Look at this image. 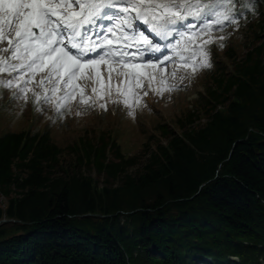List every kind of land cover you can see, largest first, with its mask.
<instances>
[{
  "label": "trees",
  "instance_id": "1",
  "mask_svg": "<svg viewBox=\"0 0 264 264\" xmlns=\"http://www.w3.org/2000/svg\"><path fill=\"white\" fill-rule=\"evenodd\" d=\"M234 4L248 5L236 18L252 48L231 74L211 72L180 133L157 125L166 145L148 146L135 176L137 156L104 132L65 149L47 130L0 134V264H264V0ZM65 151L103 174L102 192L69 175Z\"/></svg>",
  "mask_w": 264,
  "mask_h": 264
},
{
  "label": "snow or ice",
  "instance_id": "2",
  "mask_svg": "<svg viewBox=\"0 0 264 264\" xmlns=\"http://www.w3.org/2000/svg\"><path fill=\"white\" fill-rule=\"evenodd\" d=\"M234 7V0H0V76L10 77L0 78V88L15 89L13 96L19 94L18 98L27 101L30 78L37 72L46 73L38 85L44 95L33 92L34 102L39 103L41 99L44 103L52 102L59 112L77 91L80 102L84 103V92L75 81L90 78L98 85L92 89L98 97L105 94L111 97L115 89L116 95L124 99L114 102L131 107L129 98L139 99L134 89L140 88L145 79L151 84L156 74L163 72L161 66L169 60L178 59L180 67L190 68L193 75L201 68L211 67L208 50L196 45L186 54L189 49L180 47L181 40L187 38L186 43L191 42L193 35L199 36L206 30L223 28L226 23L238 24ZM205 17L212 18L211 22L203 19L201 25L186 23L189 19ZM101 20L113 23L98 25ZM133 21L141 22L160 40L178 35L180 40L175 44L163 46L174 55H163L143 64L131 62L142 60L145 53L162 52V46L143 32L129 35L127 30L134 27ZM178 25L186 31L179 30ZM97 26L104 36L93 39L89 31ZM197 28L199 31H195ZM109 34L120 44L114 45L113 40L107 38ZM217 39L222 41L225 37ZM133 41L137 42L135 52L131 50ZM211 42L210 39L204 41L205 44ZM92 53L96 55L91 56ZM189 61L193 62L189 64ZM101 66L107 69V80L103 78ZM114 72L122 77L115 85L112 84ZM171 77L181 81L185 78L177 77L175 70ZM176 87L178 85L173 84L167 90ZM99 107L104 109L105 105L99 104Z\"/></svg>",
  "mask_w": 264,
  "mask_h": 264
},
{
  "label": "rangeland",
  "instance_id": "3",
  "mask_svg": "<svg viewBox=\"0 0 264 264\" xmlns=\"http://www.w3.org/2000/svg\"><path fill=\"white\" fill-rule=\"evenodd\" d=\"M237 5L239 6V4ZM237 5L233 9L235 16L245 11L244 7L241 5L238 7ZM203 19H208L211 22L212 18L205 17L202 20L189 19L186 23L201 25ZM133 25L132 29L127 30L129 35L143 32L152 41L154 38V41L162 43V52L145 53L142 60L137 59L131 62L143 64L147 60L155 61L160 59L163 55H174L163 46L175 44L177 40H180L178 35L173 36L174 38L171 41L160 40L141 22L133 21ZM178 29L186 31L182 26H178ZM195 31H199V28ZM251 32L250 29L246 30L239 24L226 23L223 28L216 27L200 33L199 36L193 35L191 42L186 43L187 38L181 40L180 47L186 46L189 49V53L186 54H190L191 49L196 45H201L208 50L210 52L211 67L201 68L193 75L190 68L185 70L180 67L181 62L178 59L169 60L161 66L163 67V72L157 73L156 79L151 81V84L145 79L140 88L134 89L139 99L137 101L135 97H130L129 103L131 107H126L122 102H114L123 101L124 99V97L116 95L115 89H113L111 97H108L107 94L98 97L92 92V89L98 87V85L90 78H80L75 83L84 92V103L80 102V92L77 91L73 97L67 100L61 111L57 112L52 102L44 103L42 99L39 103L34 102L35 96L33 92L39 93L41 97L44 95L38 85L39 81L46 75V73L37 72L35 76L30 78L31 82L27 85L31 89L27 93V101L18 98L19 94L14 97L13 92L15 89L0 88V134L20 132L31 128L38 131L47 130L51 140L60 148L65 149L67 146L76 143L80 137L96 138L104 132L115 139L121 151L127 156H137L138 163L129 167L126 171L127 175L135 176L138 172H142V168L147 162V147L149 146V150L155 149L158 141L164 146L166 145L164 137L160 136V133L156 130L157 125L160 123L166 124L174 133H180L178 120H181L187 111L197 108L199 106V98L205 95V91L208 88L214 87V80L210 77L211 72L223 69L225 73L231 74L236 62L241 60L243 55L252 48L248 49L250 44H252ZM89 35L93 39L104 36V34H96L94 36L93 32L89 33ZM220 36H224L225 39L222 41L217 39ZM107 38L112 39L114 45L120 44V41L116 40L112 35ZM206 39H210L212 42L205 44L204 41ZM260 42H264V29L260 33ZM136 43V41H133L132 49H135ZM220 44H223V47H220ZM229 47H233L236 50V59H231L227 56V53L229 54L227 48ZM132 51L135 52V50ZM141 51H143L142 48ZM95 55V53L91 54V56ZM192 62L189 61V64ZM174 70L177 71V77L184 76L185 78L182 81L178 78L173 79L171 73ZM101 72L103 78L107 80V69L101 66ZM0 78L9 79L10 77L7 74H3ZM119 79H122V77L117 72H114L112 74V84L115 85ZM161 80H163V83L160 82ZM173 84L178 85V87L168 91L167 89ZM157 89H159V92L156 91ZM145 92L148 94L144 95ZM54 100L55 97H53ZM99 104H104L105 108H100ZM221 108V105L217 106V109ZM205 119L206 117L203 116L192 127L195 125V127L202 126L206 121ZM148 136H152V138L147 140ZM108 156L110 158V155ZM72 159L73 156L66 151L62 152L60 156V161L64 163V167H69V169H66L69 175L78 173L86 178H91L96 182L94 185L98 187V192H102L105 186L103 174L98 175L93 166L81 165L73 167L71 164ZM121 178L122 175L111 182L113 188L121 183ZM10 197H15L12 191H10ZM7 205L8 198L0 192V209H5Z\"/></svg>",
  "mask_w": 264,
  "mask_h": 264
},
{
  "label": "water",
  "instance_id": "4",
  "mask_svg": "<svg viewBox=\"0 0 264 264\" xmlns=\"http://www.w3.org/2000/svg\"><path fill=\"white\" fill-rule=\"evenodd\" d=\"M7 221H9V220L4 219V220H1L0 222H7Z\"/></svg>",
  "mask_w": 264,
  "mask_h": 264
}]
</instances>
